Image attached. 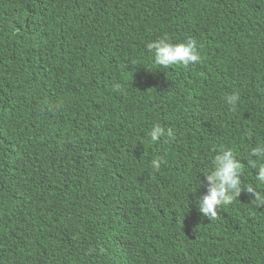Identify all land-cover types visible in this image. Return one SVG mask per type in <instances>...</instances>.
Returning <instances> with one entry per match:
<instances>
[{"label":"trees","instance_id":"trees-1","mask_svg":"<svg viewBox=\"0 0 264 264\" xmlns=\"http://www.w3.org/2000/svg\"><path fill=\"white\" fill-rule=\"evenodd\" d=\"M165 35L202 59L155 67ZM259 144L264 0H0V264H264L246 191L212 221L195 204L221 147L264 192Z\"/></svg>","mask_w":264,"mask_h":264},{"label":"clouds","instance_id":"clouds-1","mask_svg":"<svg viewBox=\"0 0 264 264\" xmlns=\"http://www.w3.org/2000/svg\"><path fill=\"white\" fill-rule=\"evenodd\" d=\"M146 47L153 54L154 66L158 68L182 65L187 69L202 59L197 41L191 38L184 43H173L165 35L160 39L147 43ZM199 47L202 48V45ZM113 90L117 93L124 91L120 83H115ZM240 99L239 92H233L226 97L227 103L232 106L233 110L236 109ZM165 133V128L161 127L160 124H155L149 132L150 139L154 143H159ZM166 134L169 139H175L172 129H168ZM165 163L164 157H160L159 159H153L151 166L154 170L159 171L161 165ZM247 165L256 170L258 185L264 186V144H259L251 149ZM200 173L204 174V180L199 179L198 188L206 185L207 191L205 194L196 197L195 204L197 210L209 220L216 219L219 210L231 205L244 191L250 195L257 207H264V192L252 185L242 187L245 165L238 158V154L233 148L221 147L212 159V167ZM198 188L192 193H196Z\"/></svg>","mask_w":264,"mask_h":264}]
</instances>
